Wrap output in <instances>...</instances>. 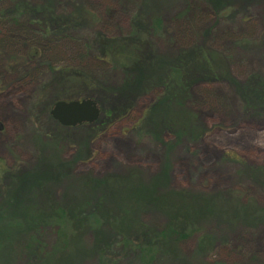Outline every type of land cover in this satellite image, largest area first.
Segmentation results:
<instances>
[{
	"label": "rangeland",
	"instance_id": "obj_1",
	"mask_svg": "<svg viewBox=\"0 0 264 264\" xmlns=\"http://www.w3.org/2000/svg\"><path fill=\"white\" fill-rule=\"evenodd\" d=\"M154 1L160 4V18L165 27L162 35L156 39L148 38L149 50L144 49L142 53L126 45L120 57L123 64L120 65L94 68L85 63L84 69L89 68L90 73L74 65L72 70L55 66L47 69L48 64L39 59V46L35 41L27 45L20 43L17 49L8 47L7 51L0 52V207L5 206L8 191H23L26 202L27 194L34 190L40 192L39 199L35 200L38 205H34L37 210H27L23 214L26 221L33 212L36 216L32 219L37 220L40 210L52 211L54 206H61V202L83 201L88 192L97 196L104 194L107 208L115 211L118 210L117 204L110 199L113 195L120 201L129 197L131 201L138 200L135 185L121 182L123 178L130 174L131 178H140L146 184L163 175L161 193L186 191L221 197L207 220L196 224V232L178 241L167 256L154 254L152 264H264V221L256 220L264 216V188L260 186H263L261 180L256 178L257 175L264 177V102L256 100L249 91L251 101L246 107L240 94L246 78V83L251 76L264 79V0H216V5L208 0ZM22 5L40 10L52 7L61 17L80 8L85 17L75 22L77 28L69 23L70 28L65 30L67 38L82 43L84 53L97 54L100 33L113 34L122 42L125 36L131 35L130 17L133 11L141 8L143 1L0 0V10L7 9L9 14ZM16 15L18 20L7 25L13 32L23 26L36 32L42 25L39 20L43 17L37 14L29 15L30 20L24 15ZM184 20H192L189 28L175 34ZM202 43L212 48L214 66L202 65L197 60V65L192 63L195 73L206 72V68L223 67L227 80L205 82L202 77L194 76L183 106L169 96L168 82L166 87L142 90V87L154 86V81L149 78L150 83H147L146 76L165 75L166 68L161 62L175 60L176 65L184 61L180 64L183 68L187 65L185 54L194 49L188 45ZM219 58L222 59L220 63ZM149 60L158 65L145 68ZM23 64L30 68L42 66L43 79L18 81L15 67L19 69ZM74 70H81L80 74L84 75L79 77ZM177 75L171 78L174 84L179 82L175 80ZM58 83L68 89L61 90V93L80 99L94 94L100 99L102 108H121L119 114L124 113L116 118L108 112L109 118L101 114L99 119L78 126L61 125L51 116L52 105H48V93L54 97V91L60 88ZM42 87H46L47 92ZM97 105L100 106L99 102ZM190 113L196 116V129L193 133L182 132ZM168 121L174 123L170 128L167 127ZM243 164L247 167V177L238 173ZM33 174L45 175V183H38L40 188L31 183L29 178ZM109 176L121 181L114 180L108 186L99 183ZM243 192L248 195L241 197ZM227 193L230 194L226 197ZM139 199L142 200L140 196ZM247 205L254 209L248 210ZM127 207L128 204L121 208ZM24 208L30 206L24 205ZM134 209H137L133 215L136 220L127 225L132 230L144 225L160 229L168 222L156 204L149 206L140 201L134 204ZM247 210L253 215L245 216ZM106 214L98 220V230L101 229L105 237L112 226L116 227ZM16 220L21 225L20 216ZM96 225L89 227L90 231ZM30 226L35 234L34 241L40 234L46 251H54L49 255V261L63 250L56 264H67L60 261L71 257L70 264H101L88 251L94 236L87 232L88 223L77 229L75 221L69 223L65 218H56L53 228L40 227L38 223ZM17 227L14 220L0 225L6 236L5 241L0 240V255L4 257L8 253L9 259L4 264H28L41 256L38 242H33L28 253L15 250V241L10 242L8 237ZM210 236L212 250L199 252L198 241L203 245L207 239L211 240ZM117 246L109 253L119 257L108 255L106 257L113 261L105 262L128 264L127 258L122 257L124 252H119L123 249ZM77 251L82 254L75 255ZM149 257L140 258L148 264Z\"/></svg>",
	"mask_w": 264,
	"mask_h": 264
},
{
	"label": "trees",
	"instance_id": "obj_2",
	"mask_svg": "<svg viewBox=\"0 0 264 264\" xmlns=\"http://www.w3.org/2000/svg\"><path fill=\"white\" fill-rule=\"evenodd\" d=\"M142 1L143 5L141 6V8L137 11H133L134 13L130 17V24L132 27V31L130 33L131 35L125 36L122 42L121 40H117L115 37H113V34H107L102 32L101 35L100 33L96 44V48L98 49L97 54L84 53L85 50L84 45L82 43L75 40L74 38H67V31L65 30L70 28L69 23H73L72 27L77 28L75 26V22L80 21L79 19L83 20V17H85L80 13V8L76 11L67 14L66 16L63 15L62 17L59 13L55 12L52 7H47L43 10H40L35 6L29 8L28 5H22L17 6L14 10L12 9V12H10L12 14H9V11H7V9L0 10V52L7 51L6 48L8 47L17 49L20 43L27 45L32 44V42L35 41L39 46V59L43 60V62L48 64V66L45 67L47 69H51L52 66H55L56 68L60 69L70 68L72 70L75 66L79 67V69L81 67V70L84 71L86 70L84 69L85 66H83L85 63L90 64L94 68L107 66L111 67V65L113 64L120 65L122 63L120 61V57L126 45H130L134 48L135 51H139L142 53L144 49L149 50L148 38L156 39L160 35H162V32L164 31L165 27L163 26V22L161 21L162 19L160 18V16H162L160 13V4H157V2H155L154 0H149L147 2L145 0ZM208 1L211 4L214 3V5L217 4V2H215L216 0ZM33 13L37 14V16L39 17H43L39 20V24L42 23V25H40L38 31L32 32L30 31V29H28V26H18V28H20L16 32H13L7 27V25H12V22L18 20L16 14L24 15L26 20H30L31 17L29 15ZM27 16L29 18H27ZM191 21L192 20L182 21L181 24H179V27L176 28L175 34H180L182 30L189 28ZM9 22L11 24H7ZM48 29V34L50 35L46 34V32H48ZM55 29L56 33L54 32ZM108 35L110 37H108ZM188 46H191L194 49L187 53L185 52V61L187 62V65L185 67L181 68L180 65L184 63V61H181L182 63L176 65L175 60L169 62L166 61V63H160L159 61V63L162 64V66L164 65V67L166 68V72L164 75L165 77L155 76V73L154 75L146 76L145 80L147 81V83H150V79L151 81H154V86H150L148 88L142 87V90H153V87H166V85H168L167 87L170 91L168 92L169 96L172 99H175L176 104L183 106L182 103L186 95L188 96L189 94L188 87L190 86V84H193L194 76L200 78L202 77L203 81L205 82H214L217 81L216 79L227 80L226 70L223 67L222 69L219 67L217 69L206 68V72H203L204 70H202L201 72L195 73L196 68L193 66V64L197 65V60L201 62L202 65L205 64L209 66V64H211L212 66H214V62H212L213 55H211L212 53L210 52L213 50L204 43H202L201 45L189 44ZM192 55L195 56L192 57ZM28 56L26 57L28 58ZM29 57L31 58V56ZM201 58L204 63L201 61ZM220 60L222 59L219 58V63ZM155 62H157V59H155ZM149 65L157 66L158 64H155L154 62L152 63V61L149 60L148 64L145 65V68H149ZM211 65L209 67H211ZM200 66H198L197 68H200ZM40 67L42 68V66L40 65L37 66V68H30L29 66H27V64H23L20 66L19 69L18 67H15V69L17 70L14 71V73L18 72V81L20 82L32 81L34 79L37 80V78L38 81H40L43 79ZM81 70H79V72L78 70H74V74L79 77L83 76L84 74H80V72H82ZM86 71L90 73L89 68ZM5 72L8 71L5 70ZM173 75L178 76L175 80H179V82L174 84L173 81H171ZM246 81L247 78L243 85H241L240 87L241 100L243 101L245 106L247 107V104H249V102L251 101L248 97L249 91L254 94L256 100L258 99L264 102L263 77L251 76L248 83H246ZM84 82L87 81L84 80ZM166 82H168V84H166ZM172 86L173 89H171ZM175 86L179 89L175 88ZM67 87L69 88V86ZM59 89L56 88V90L60 92L54 91V97L52 98L51 93H48V105H52L53 103L59 100L80 99L79 96L61 93V90H68L66 88V85H63V87L61 86ZM42 90L47 92L46 87H42ZM84 98H92L97 102V104L99 102L100 105V99H98L94 94L86 96ZM101 106L102 105L99 106L100 114L97 119L100 118L101 114L102 116L104 115L106 116V118H109V116L106 114L108 112H110L108 113L109 115L111 114L116 118L122 116L124 113L123 112L122 114H119V112H121V108L104 109ZM186 118H189V121L185 123V127L182 128L181 131L193 133V130L196 129L195 127L197 125L195 119L196 116L195 114L190 113V115L188 114ZM173 125L174 123L168 121V128L172 127ZM246 168L247 167L243 164L242 168L238 170V173L241 175V177L248 176V171ZM131 177L132 175L129 174L126 178H123V180L121 181L116 177L109 176L105 180L101 179L99 183L104 186H108L110 184H113L114 180H120L124 183L128 182L129 184L131 182V184L135 185L136 187L135 189L138 193L139 201H131L130 197L123 201H120L117 196L113 195L110 199H112L113 202L117 204L116 208H118V210L113 211V208L112 210H109L111 208H107V198L104 194H100L99 196H97L96 193L88 192L87 194H85L86 196L83 201H73L72 204L70 201L69 203L61 202V206H54L52 211L46 208L42 211L39 209L41 213L39 214L37 220L32 219L34 216H36L35 212L29 215L31 218H29L28 221L23 219V214H25L27 210H35L37 208L34 207V205L37 204L35 203V200L39 199L40 192L34 190L29 191V193L27 194L28 199L25 202L26 194L23 193V191H8L4 201L6 202L5 206L0 207V225L1 223L7 220H14L17 222L18 227L13 230L12 236L8 237V240L12 243H14L15 241V250L19 253H28L34 246L33 242H38L40 244L42 250L40 258L38 260L28 261V264H56L58 260L62 257L63 250L59 252V255L55 259L52 260V258L54 257L52 256L49 261V255L53 254L54 251H52L51 253L49 251H46V246L44 247L45 243L42 238L40 239V234L39 238L37 236L36 241H34L35 234L33 228L30 226L32 224L38 223L40 227L44 225L45 227L49 226L53 228L52 226L56 218H65L67 221H69V223L71 222V220L75 221L77 229H79V227H81L82 225L88 223L87 232L91 230L89 229V227L92 228L93 225L97 224L96 227L93 228L94 230L90 231V233L94 236H92V245L88 251L101 264H109L105 261H113H111V258L106 257L108 255L119 257L118 254L113 255L109 253L112 248L116 249V247H118L117 245H119L120 248L123 249L119 252H124L122 257L124 259L127 258L128 264H147V261H142L140 257L148 255L150 256V262L148 264H150L151 262L154 263V254L160 253L161 257L167 256L170 253L169 250L174 249V246L178 241H182L185 237L189 236V234L196 232L198 230L196 224L200 222H205V220H207V217H209V214L213 212L212 209L214 210V207L217 205L216 203L218 199H220L221 197V195L215 194L212 196L196 195L186 191L161 193L160 191L162 190L161 184L163 180V175L153 178L150 182L146 184H144L145 182L142 181L140 178L135 179ZM249 178H251V176ZM256 178L261 180L263 186L261 184L260 186L264 188V177L262 175H257ZM29 179L32 180L31 183H33L34 186L38 188H40L38 185L45 183V175L42 174H33V177ZM229 194L230 193H227L226 197L229 196ZM245 195L247 196L248 193L243 192V195L241 197ZM139 196L142 198V200L139 199ZM140 201L144 202L149 206H154L156 204L157 207L161 208V211H163L168 218V222L163 228L154 229L144 225L138 229L132 230L133 228L127 227V225L129 224L128 222L136 220V217L133 216L137 210L134 209V204H139ZM131 202L132 204H130ZM127 204L129 207H127L126 209L121 208L122 206ZM24 205L25 207L30 206V208H24ZM247 207L248 210L253 208L252 205H247ZM248 210L245 212L244 215H253ZM107 211L108 214L105 213ZM129 213H131V217L129 216ZM103 214H106V218H108L110 223H114L113 225H116V227L112 226V229L109 230V234L107 237H105L101 233V229L98 230V220H100V217H102ZM17 216H20L22 220L21 225L20 222L16 220ZM256 220L264 221V216ZM23 221L25 223H23ZM92 221L97 223L93 224ZM119 224H122L123 226H121V228H117V226H120ZM205 238H207V236L201 237L199 238V240ZM209 238L211 240L207 239V243L203 245L198 241L197 247L199 252L206 253L207 251L209 252L212 250V237L210 236ZM0 240H6V236L4 235L2 230H0ZM56 244L60 243L57 242ZM81 254L82 253H79L77 251L75 255ZM71 259L73 258L71 257L69 259H62L60 263L66 261L67 264H70ZM8 260V253L4 257L0 255V264L8 263ZM217 264L224 263L221 262Z\"/></svg>",
	"mask_w": 264,
	"mask_h": 264
},
{
	"label": "water",
	"instance_id": "obj_3",
	"mask_svg": "<svg viewBox=\"0 0 264 264\" xmlns=\"http://www.w3.org/2000/svg\"><path fill=\"white\" fill-rule=\"evenodd\" d=\"M50 114L61 125L78 126L96 120L100 109L92 98L59 100L52 104Z\"/></svg>",
	"mask_w": 264,
	"mask_h": 264
}]
</instances>
